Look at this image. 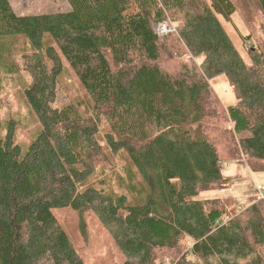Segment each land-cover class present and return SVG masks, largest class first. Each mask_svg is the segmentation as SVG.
<instances>
[{
    "label": "trees",
    "instance_id": "trees-1",
    "mask_svg": "<svg viewBox=\"0 0 264 264\" xmlns=\"http://www.w3.org/2000/svg\"><path fill=\"white\" fill-rule=\"evenodd\" d=\"M66 1L68 11L17 15L0 0V39L23 40L7 56L21 58L40 126L24 154L14 120L0 139V264H86L55 216L63 210L82 235L94 215L116 264H158L163 253L174 264H264L263 201L232 214L197 198L228 188L224 163L264 173V53L246 64L219 21L261 20L264 0ZM169 22L174 34L158 37L154 26ZM66 66L85 98L56 108ZM220 75L236 98L227 108L210 86ZM120 157L125 185L112 170ZM99 167L125 192L98 179Z\"/></svg>",
    "mask_w": 264,
    "mask_h": 264
},
{
    "label": "rangeland",
    "instance_id": "rangeland-1",
    "mask_svg": "<svg viewBox=\"0 0 264 264\" xmlns=\"http://www.w3.org/2000/svg\"><path fill=\"white\" fill-rule=\"evenodd\" d=\"M9 2L12 10L17 15L52 14L70 9L66 0H9ZM219 19L233 43V47L246 64L251 65V53H264V18L255 22H246L243 20L241 13H235L231 16L229 22L222 18ZM169 25L178 26L174 22H169ZM171 34H174V31L168 34L167 37ZM23 46V40L20 36L0 39V58L6 60V62L10 58V63L14 64L13 72L0 64V139L5 136L6 121L14 120L17 125L15 142L20 146L22 154L25 153L27 145L35 138L40 129L36 116L23 93L25 86L29 83V78L22 70L21 58L17 54H13L11 57L7 56L9 48H12V52H15V50L22 49ZM173 58L177 61H188L190 56L173 54ZM202 59V57H199L194 61L199 65ZM6 62L5 65H7ZM210 86L223 107L227 108L236 102L235 95L224 75L211 80ZM84 98L81 87L66 66L64 72L58 78L57 97L54 106L61 108L72 102H83ZM85 105L86 101L83 106ZM123 164L121 157L116 158L112 170L122 177L125 185L127 178L125 177ZM246 165L244 160L227 162L225 166H222V175L230 182L228 188L220 191L202 192L197 198L202 200L221 199L225 202L227 210L232 214L243 210L255 200L264 202V173L251 172ZM112 170L97 168V178L105 179L106 185L115 191L125 192V189L119 186L120 182L116 175L110 173ZM55 216L68 234L75 250L82 256L86 264H116L121 260V255L116 251L112 239L94 215L87 214L84 216L85 235H82L79 226L80 219L75 212L63 210L57 212ZM225 219L227 218L224 217L222 220L225 221ZM192 243L191 239L185 238L183 244L186 248H190ZM190 259L195 264H202L197 258L190 257ZM157 263L174 264L175 262L167 253H163L159 255Z\"/></svg>",
    "mask_w": 264,
    "mask_h": 264
},
{
    "label": "built area",
    "instance_id": "built-area-1",
    "mask_svg": "<svg viewBox=\"0 0 264 264\" xmlns=\"http://www.w3.org/2000/svg\"><path fill=\"white\" fill-rule=\"evenodd\" d=\"M153 30L157 36L163 37L166 36L170 31H175V28L167 23H160L155 25Z\"/></svg>",
    "mask_w": 264,
    "mask_h": 264
},
{
    "label": "bare ground",
    "instance_id": "bare-ground-1",
    "mask_svg": "<svg viewBox=\"0 0 264 264\" xmlns=\"http://www.w3.org/2000/svg\"><path fill=\"white\" fill-rule=\"evenodd\" d=\"M172 32H173V31H170L168 34H170V33H172ZM168 34H167V35H168ZM167 35H166V36H167ZM158 37H160V36H158ZM163 37H165V36H163Z\"/></svg>",
    "mask_w": 264,
    "mask_h": 264
},
{
    "label": "crops",
    "instance_id": "crops-1",
    "mask_svg": "<svg viewBox=\"0 0 264 264\" xmlns=\"http://www.w3.org/2000/svg\"><path fill=\"white\" fill-rule=\"evenodd\" d=\"M225 164H226V163L222 164V166H225ZM222 166H221V167H222ZM222 168H223V167H222ZM240 208H241V207H240Z\"/></svg>",
    "mask_w": 264,
    "mask_h": 264
}]
</instances>
